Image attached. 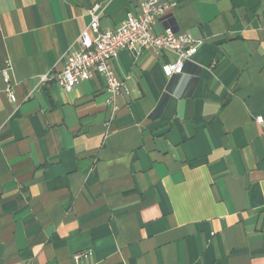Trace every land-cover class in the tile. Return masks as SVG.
Instances as JSON below:
<instances>
[{
    "label": "crops",
    "instance_id": "1",
    "mask_svg": "<svg viewBox=\"0 0 264 264\" xmlns=\"http://www.w3.org/2000/svg\"><path fill=\"white\" fill-rule=\"evenodd\" d=\"M167 1L198 51H122L110 102L43 77L139 0H0V264H264V0Z\"/></svg>",
    "mask_w": 264,
    "mask_h": 264
},
{
    "label": "built area",
    "instance_id": "2",
    "mask_svg": "<svg viewBox=\"0 0 264 264\" xmlns=\"http://www.w3.org/2000/svg\"><path fill=\"white\" fill-rule=\"evenodd\" d=\"M176 5L167 0H139V13H129L123 25L116 30L100 29V16L96 13L99 6H95L90 10L91 24L79 37L80 50L68 54L63 70L43 77V81H54L64 90L71 91L80 82L99 75L106 81L111 102L127 90L126 83L112 69V61L124 50L139 54L150 48L174 51L177 60L164 66L163 71L167 76L182 73L185 61L196 54L201 42L188 33H176L170 27L166 28L164 35L153 32L155 24L169 20V12ZM10 70L8 67L2 71L4 91L15 101ZM256 122L264 128V117H257Z\"/></svg>",
    "mask_w": 264,
    "mask_h": 264
}]
</instances>
